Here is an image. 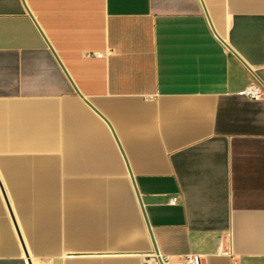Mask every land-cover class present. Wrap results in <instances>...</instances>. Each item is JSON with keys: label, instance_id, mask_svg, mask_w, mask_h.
Wrapping results in <instances>:
<instances>
[{"label": "crops", "instance_id": "crops-1", "mask_svg": "<svg viewBox=\"0 0 264 264\" xmlns=\"http://www.w3.org/2000/svg\"><path fill=\"white\" fill-rule=\"evenodd\" d=\"M250 87L264 0H0V264H264Z\"/></svg>", "mask_w": 264, "mask_h": 264}, {"label": "built area", "instance_id": "built-area-1", "mask_svg": "<svg viewBox=\"0 0 264 264\" xmlns=\"http://www.w3.org/2000/svg\"><path fill=\"white\" fill-rule=\"evenodd\" d=\"M244 94L253 100H259L264 98V91L258 87H250L244 91ZM172 206L178 204V198H172L170 201ZM220 254H223L222 250H219ZM203 258L200 255L188 254L180 260H173L170 257H163L155 252L146 255L143 259L144 264H203Z\"/></svg>", "mask_w": 264, "mask_h": 264}, {"label": "water", "instance_id": "water-1", "mask_svg": "<svg viewBox=\"0 0 264 264\" xmlns=\"http://www.w3.org/2000/svg\"><path fill=\"white\" fill-rule=\"evenodd\" d=\"M138 197H139V196H138ZM139 200H140V199H139ZM140 204H141V206H142V202H141V201H140ZM142 210H143V214H144V217H145V220H146V223H147L148 229H149V231H150V235H151V237H152V241H153V245H154L155 253H156V254H159L158 249H157V247H156V244H155V242H154V238H153V235H152V232H151V229H150V225H149V222H148V219H147V216H146V213H145V210H144L143 206H142ZM28 264H32L30 260H28Z\"/></svg>", "mask_w": 264, "mask_h": 264}]
</instances>
